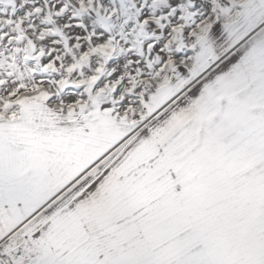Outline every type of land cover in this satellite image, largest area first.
Listing matches in <instances>:
<instances>
[{"label": "snow or ice", "instance_id": "1", "mask_svg": "<svg viewBox=\"0 0 264 264\" xmlns=\"http://www.w3.org/2000/svg\"><path fill=\"white\" fill-rule=\"evenodd\" d=\"M0 264H264V0H0Z\"/></svg>", "mask_w": 264, "mask_h": 264}]
</instances>
